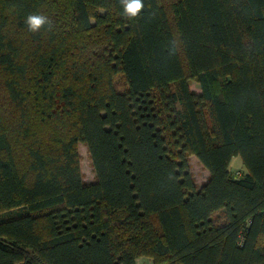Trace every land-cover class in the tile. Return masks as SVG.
Returning <instances> with one entry per match:
<instances>
[{"label":"trees","instance_id":"16d2710c","mask_svg":"<svg viewBox=\"0 0 264 264\" xmlns=\"http://www.w3.org/2000/svg\"><path fill=\"white\" fill-rule=\"evenodd\" d=\"M0 93V264H264V0H0Z\"/></svg>","mask_w":264,"mask_h":264},{"label":"rangeland","instance_id":"374dc122","mask_svg":"<svg viewBox=\"0 0 264 264\" xmlns=\"http://www.w3.org/2000/svg\"><path fill=\"white\" fill-rule=\"evenodd\" d=\"M191 87L196 91L200 92V87L197 85V83L194 81L191 84ZM12 103L10 100L5 96L4 94L2 95L0 93V115H2L5 119H8L10 116L9 112L10 109H12ZM79 150V156H80V166H81V171L83 174V179L86 182H94L96 179V174L93 169L92 161L88 152V148L84 143H79L78 146ZM190 169L192 174L195 177L196 183L198 187L202 186L204 182H206L208 176H209V171L203 166V164L198 160V158L194 155L191 156L190 159ZM141 264H147L144 261H140Z\"/></svg>","mask_w":264,"mask_h":264},{"label":"clouds","instance_id":"9594fccd","mask_svg":"<svg viewBox=\"0 0 264 264\" xmlns=\"http://www.w3.org/2000/svg\"><path fill=\"white\" fill-rule=\"evenodd\" d=\"M124 14L127 16L135 17L140 14L141 10L144 8V0H122ZM47 22V17L41 15L30 14L26 23L29 29L33 32L39 30L41 25Z\"/></svg>","mask_w":264,"mask_h":264},{"label":"crops","instance_id":"0c3cea01","mask_svg":"<svg viewBox=\"0 0 264 264\" xmlns=\"http://www.w3.org/2000/svg\"><path fill=\"white\" fill-rule=\"evenodd\" d=\"M230 170L236 172V171H242L244 172L246 170V167L243 164L242 159L239 156H236L232 159V162L230 164ZM147 264H153V259L149 258V257H140L138 258L137 262L138 264L140 263V261H144Z\"/></svg>","mask_w":264,"mask_h":264},{"label":"built area","instance_id":"2783aa9c","mask_svg":"<svg viewBox=\"0 0 264 264\" xmlns=\"http://www.w3.org/2000/svg\"><path fill=\"white\" fill-rule=\"evenodd\" d=\"M236 173H237L239 176L241 175V174H240V173H241L240 171H236ZM139 264H141V263H139Z\"/></svg>","mask_w":264,"mask_h":264}]
</instances>
